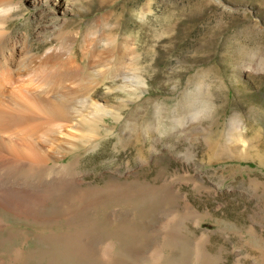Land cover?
<instances>
[{
    "label": "rangeland",
    "instance_id": "374dc122",
    "mask_svg": "<svg viewBox=\"0 0 264 264\" xmlns=\"http://www.w3.org/2000/svg\"><path fill=\"white\" fill-rule=\"evenodd\" d=\"M9 1L24 13L9 30L41 56L45 31L80 59L129 40L144 88L106 81L94 100L113 113L97 128L57 121L77 148L61 159L53 134L28 155L37 190L0 201V264H264V0Z\"/></svg>",
    "mask_w": 264,
    "mask_h": 264
},
{
    "label": "bare ground",
    "instance_id": "6f19581e",
    "mask_svg": "<svg viewBox=\"0 0 264 264\" xmlns=\"http://www.w3.org/2000/svg\"><path fill=\"white\" fill-rule=\"evenodd\" d=\"M41 2L46 3L47 1L32 0V4L34 6H37ZM18 4H15L10 1L0 3V153L2 155L3 154L5 155V153H9L14 159H17V162L13 163L8 158L5 157L0 158V171L2 172V178H0L1 179L0 185L3 188V194L2 195L0 194V201L3 203L4 202L7 203L6 206L12 204L11 200L12 201L14 200L13 196L15 194L18 195L19 192L17 193V190L19 188L25 186L31 190H37L35 189L36 188L35 182L37 181L35 180L34 182L32 181V179L35 178L37 175H39V174L36 175V173H38L37 168L38 167L40 168V166H37L36 164L37 161L36 162L34 160L29 161L28 159L30 160L32 159L28 155L38 156L42 154L39 144L42 142L44 138L46 139L47 137H50L53 134L55 135L59 134V138L62 139L56 143L57 145L56 147L59 151L61 159L66 157V154H64L63 151L66 152L67 148L71 149L75 147L77 148V145L79 146L80 143L78 140L73 143H71L69 139H68L69 141H67V138L74 137L71 135V132L76 130V128H74V125H72L70 129L67 128V130L65 131L63 128L64 125H60V123L57 121H65V122L69 121L71 123L76 121V125L83 124V122H87L89 125H91L92 128L94 127L93 129H95L104 120V115H101L102 113L96 114L97 111L98 112L100 110L106 111L107 109V111L105 112L106 114L111 112L113 113V111L108 110L109 108L105 109V107H107L105 106V104L103 106L94 100L96 98V97L94 98V96L98 94L97 93L98 87L101 84H105L106 81L108 80L109 82L116 83L118 79L122 77L123 78V83H121L122 85H120V87L115 86L116 88L114 89L126 91V90H132L133 86H137L136 88H138V90L139 88H144V83L140 81L141 78L137 80L136 78L137 74L133 73V71L131 70L130 66H132V64L128 65L127 60L124 59L125 57L122 54L123 50L126 51L130 50L131 43L129 40L123 41L122 44L120 43L122 46L121 54H120L119 46L113 43V45L116 47L113 48L108 47V49H104L103 51H100V53H99L100 49L96 51H92L90 56L82 54L84 58L80 59L78 55V51L74 47L70 48V50L69 48L68 49L63 48V46L62 49L57 47L53 48L54 46L52 42H51L52 47H50L49 45L51 44H49L50 42L49 40H47L48 35L45 31L47 30L48 28L47 27L45 29L43 28V30L45 31L43 33L44 35H41L43 36V40L40 39V41L42 40L41 42L42 45L45 46L46 55H44L43 53L41 56V54L39 55L40 44H39V48L36 49V47L34 46L37 45H35L34 44L35 42H33L30 39L31 37L28 32H23L22 37L20 36L22 39H19L16 38L17 34L15 35L11 30H9V20L12 17H15L14 14L18 16L24 14L23 12H21L22 5L20 4L18 5ZM55 5L57 6V8L61 7L60 2H55ZM42 15L45 14L43 13L39 14V16ZM25 22L28 23V19ZM65 23L66 21L64 22L63 25L55 26L59 31V32L57 31L59 38L61 37L65 39V37H68L66 32H64ZM47 43L49 44L48 45L49 47L46 46ZM86 53L88 54L89 52ZM85 58L90 60L89 66L91 70L87 69V65L83 64L82 60H84ZM134 65L135 64H133V66ZM85 73L87 75H85ZM5 77L9 78V84H10L9 85L10 87L8 86L9 89H6V91L3 90L6 87L4 85H1V80ZM95 77H97L96 80ZM135 91H137V89ZM8 95L9 98H7ZM24 95H26L25 98ZM89 105H91L90 108H92V106L94 105L95 108L91 109L93 111L88 110L90 109ZM5 135L7 137L9 135L10 139L12 138L15 139L16 141L15 147L10 148L9 145H7L8 143L3 142L1 140V138L4 139ZM45 139L43 141L47 142V140H49V139L47 140ZM54 143L55 142H51L52 145L51 147L53 148H54L53 146ZM5 146H8L9 149H7V147ZM34 158L36 159V157ZM38 159H40L39 156ZM22 161L27 164H22L21 163ZM18 162L20 163V165L17 164ZM0 193H1V189H0ZM19 196L21 195L19 194ZM30 196L28 197L31 198ZM26 198L27 196L25 195L19 197V199H26ZM24 202L26 203L27 199ZM33 203L34 202H32V204ZM17 205L19 204L17 203L16 205H14V207L16 208H12L10 210L12 211L13 209L18 210ZM20 205L22 206L21 203ZM11 207L12 206L8 208ZM36 209L37 208H35V211L40 209L39 205H38V209L37 210ZM41 209H43L42 205H41ZM17 210L15 211L18 212ZM22 210L24 212L30 211V209H26V210L22 209ZM22 210L20 209V211ZM23 211L21 213H24ZM30 214L32 215L33 212ZM30 214H28V216ZM15 215H17V213ZM4 225L6 224L4 223Z\"/></svg>",
    "mask_w": 264,
    "mask_h": 264
}]
</instances>
